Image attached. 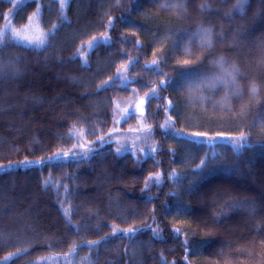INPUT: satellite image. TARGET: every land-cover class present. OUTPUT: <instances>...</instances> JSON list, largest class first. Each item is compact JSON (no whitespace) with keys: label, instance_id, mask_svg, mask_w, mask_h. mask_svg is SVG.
<instances>
[{"label":"trees","instance_id":"16d2710c","mask_svg":"<svg viewBox=\"0 0 264 264\" xmlns=\"http://www.w3.org/2000/svg\"><path fill=\"white\" fill-rule=\"evenodd\" d=\"M237 3L68 0L62 22L59 1H41L42 28L59 26L48 43L0 50V164L44 161L0 173V264L7 257H14L8 264H34L73 246L89 254V264H264V0H248L243 12ZM11 6L0 0V32ZM36 6L20 3L12 25L25 24ZM202 29L211 32L210 46L192 35ZM105 35L110 43L86 49ZM133 59L134 67H122ZM153 60L163 76L145 67ZM218 62L238 69L235 82ZM121 68L131 81L126 88ZM168 77L170 86L161 89ZM189 85L198 86L191 95ZM153 88L158 96L144 116L156 152L117 154L112 142L101 143L115 100ZM166 120L185 135L223 138L193 144L161 127ZM74 127L91 142L90 157L48 160L73 148ZM241 133L248 140L237 149L231 141ZM201 159L209 163L198 169ZM157 173L161 183L145 190ZM115 228L141 230L128 239L113 235ZM89 241L101 243L93 248Z\"/></svg>","mask_w":264,"mask_h":264},{"label":"snow or ice","instance_id":"6c2138e0","mask_svg":"<svg viewBox=\"0 0 264 264\" xmlns=\"http://www.w3.org/2000/svg\"><path fill=\"white\" fill-rule=\"evenodd\" d=\"M9 2L11 3V0H9ZM33 2H35V0H33ZM154 2H155V0H154ZM222 2L227 3V0H222ZM247 2H248V0H238V3L235 5V9L240 11V12H243L244 5ZM20 3H23V0H20ZM66 3H67V0H64V2L60 3L61 21L62 22L67 20V17L63 15V9L65 8ZM18 6L19 5H15L14 7H18ZM163 6L167 7L168 5H163ZM9 11L12 12V9H10ZM40 12H41V9L37 8L36 9V13L34 15H38ZM58 27H59L58 25H53L52 28L49 30V32H47V33L41 32L40 35L35 36V37H29L28 35L22 34L20 31L5 30L4 32H0V50H2L9 43L26 44L28 47L35 46L36 48H42L48 43V37L50 35H54L55 32L57 31ZM108 27H110V28L114 27L113 22L111 20L109 21ZM133 35H135V33H133ZM192 35L193 36H197L198 35L200 37L201 47H206V46H210L211 45V40H210L211 32H210V30L202 29V30L198 31L197 33H193ZM99 43H103V44L110 43V37L105 35V36H103L102 39H98L97 37L94 36V37H92L91 40H89L87 42V47L89 49H92V48H95L97 46V44H99ZM136 46L139 47V44L137 43ZM184 48H185V52H187L188 51V46L184 45ZM77 55H82V53L80 52L79 49L77 50ZM85 63H86V61H85ZM137 63H138V60L137 59H133L132 61H130L129 65L122 66V67L132 68ZM183 63L187 64V63H189V61L188 60H184ZM218 63H220V66H221V69H222L224 75L229 78L230 82H235L236 73L238 72V69H236L235 66H233L232 71H229L227 68L223 67V63L222 62H218ZM145 67L149 68V69L155 67L156 74L161 75V76L164 75L162 69L159 67V64H158V62L156 60H153L151 65H146ZM109 79L112 80L113 78L110 77ZM115 79H120V77L117 76V77H115ZM217 79H219V78H217ZM171 82H172V78L168 77L167 79L160 81L159 87L161 89H167V87L170 86ZM129 83H131V81L128 79V77H124L121 80V86L122 87L126 88ZM208 83H209V86H214V81H209ZM107 85H108V81H105V85L104 86L106 87ZM197 87L198 86L189 85L188 90H189L190 95L194 91L197 90ZM99 90L100 89H98V91ZM256 91H257L256 87L253 86L252 87V93L255 94ZM157 96H158V94H157V90L155 88H153L150 93L149 92H145L144 93V97L139 99V102L135 105V108H133L131 110L125 109V115L123 116V120L126 122L129 118L134 117L135 116V112H136L137 109L139 110L141 116H143L144 112H145L146 105H148L150 107L151 100L154 97H157ZM172 108H173V102L171 100H169L167 102L166 110H170ZM161 127H164L167 132H171V135L174 138L186 139V140H188L189 142H191L193 144L201 143V142H203L205 140H209L210 141V140H214V139H217V138H223L222 134H219V133L215 137H210L207 132H192L189 135H185L183 132H176L172 128L171 124H165V125H163ZM133 131H137V130H133ZM140 131H145L147 133H150L151 130L150 129H140ZM73 134L82 136L83 135V131L81 130L80 132H76V133H73ZM107 135H108L109 139H105V136L101 135V136L98 137V140L101 143H111V139L110 138L112 136V133H108ZM145 139H147V136L145 137ZM247 140H248V137L244 133H241L240 137L238 139L232 140L231 142H232V144H233V146L235 148L239 149V148L244 146V144L247 142ZM92 143L95 144L96 141H93ZM79 147L81 149V151L79 153H77L75 151L76 146L74 145L73 148L68 150V152H64L63 156L64 157H69V154L71 153L72 157H75L78 154L80 157H82L84 159H87L93 153V148L90 147V146H86L85 144H80ZM131 150L132 149H130V148H123V146H121V147H117L115 151H116L117 154H120L122 151H131ZM141 151L143 152L144 150L141 149ZM155 152H156V148L153 147V148L150 149V151L148 153H146V155H152ZM205 155H207V154H205ZM60 158H61L60 154L56 153L52 157H50L48 159L59 160ZM43 162H44L43 160H41V161H31V162L24 161V162H22L21 166H23V164H28V163L40 165ZM208 163H209L208 161H206L204 159H201L200 163L197 165V168L198 169L204 168V167L208 166ZM12 167H13L12 165H8V168H12ZM4 171H5V169L3 167H0V173H3ZM172 176L175 177L177 180L180 179V177L176 173H172ZM45 183L47 185V182H45ZM153 183L156 184V185H159L161 183V175L159 173H157L155 177L150 176L148 178V183L145 184V190L148 189L149 184H153ZM173 195H175V193H173ZM151 199L152 198L149 197V201H151ZM64 215H65V217L67 219V223L71 224V219L69 217L68 210H65ZM145 227H147L149 230H151L153 232V235H158L157 230L156 229H152L151 225H145ZM140 230L141 229H139V228H129V229L121 232L120 230L113 229V235L123 236V237H126L128 239H132L135 236V234L137 232H139ZM175 231L177 232V234L180 233V229L179 228L175 229ZM87 243L89 245H91L93 248H95V246L100 244L101 242L100 241H89ZM185 244H187V241H185ZM73 251H75V246L73 247ZM13 258L14 257L5 258L4 264H8V261L13 259ZM85 260H88V257H85Z\"/></svg>","mask_w":264,"mask_h":264},{"label":"rangeland","instance_id":"374dc122","mask_svg":"<svg viewBox=\"0 0 264 264\" xmlns=\"http://www.w3.org/2000/svg\"><path fill=\"white\" fill-rule=\"evenodd\" d=\"M26 1V0H23ZM37 1V6L35 10L29 15L27 21L25 24H23L20 27H15L11 23V15L13 14V11L15 10L16 7L15 5L20 4V0H11V8L12 12L8 11L6 15V22L4 25L5 30H11V31H20L24 35H28L29 37H35L40 35L41 32L46 33V31L42 28L39 20V15H34L36 13L37 8H41V1L42 0H36ZM59 5L61 2H64V0H58ZM68 2V0H67ZM67 5V3H66ZM66 7V6H65ZM9 9V10H10ZM65 9V8H64ZM63 9V11H64ZM98 39H102V36H97ZM86 49L88 50L89 48L87 47L86 43ZM82 55H79L83 60L85 59V51H81ZM122 69V70H121ZM121 80L124 77H127L125 75V69L121 68ZM144 96H140L136 93H132L129 97L126 98H119L116 99L114 102V119H113V125L111 126L110 130L104 135L105 139H109L108 133H112L111 136V142L114 144L115 150L117 147L123 146V148H130L132 149L131 152L132 154L136 156H146V153L150 151L151 148L154 147V142L151 137V131L150 133H147L145 131H140V129H150V125L147 123L145 120V116H141L139 110L137 109L135 112V120L134 123L130 124L128 128L123 129L121 127V123L123 121V116L125 115V109H133L135 108V105L139 102V99ZM170 124L168 120L163 121L164 124ZM74 131L72 133L80 132L82 129H78L77 127H74ZM137 130V131H133ZM83 131V130H82ZM74 139H75V146L76 152H80L81 149L79 147L80 144H85L86 146H91V142L88 140L86 137L85 132L83 131V135H75L73 134ZM147 136V139L145 137ZM141 149L144 151L142 152ZM64 152L59 153L60 156H63ZM125 152V151H122ZM71 155V153L69 154ZM52 157V156H51ZM64 157V156H63ZM50 158V157H49ZM50 160V159H48ZM28 161V160H27ZM31 161H39V160H29ZM32 163L28 164H23V165H30ZM8 165H12L13 167L17 165H22L21 162H13V163H6V164H0V167H3L4 169L8 168ZM117 229V228H115ZM126 230V229H122ZM91 247V245H88ZM74 247V246H73ZM73 247L66 251V252H61V253H50L41 257L36 258L33 260L34 264H89V254H79L75 248V251H73ZM85 257H88V260H85Z\"/></svg>","mask_w":264,"mask_h":264}]
</instances>
